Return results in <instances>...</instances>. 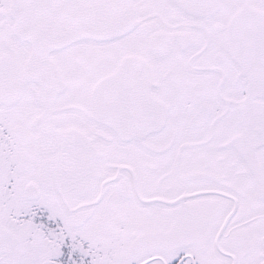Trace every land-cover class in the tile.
I'll list each match as a JSON object with an SVG mask.
<instances>
[{"label": "snow or ice", "instance_id": "snow-or-ice-1", "mask_svg": "<svg viewBox=\"0 0 264 264\" xmlns=\"http://www.w3.org/2000/svg\"><path fill=\"white\" fill-rule=\"evenodd\" d=\"M0 264H264V0H0Z\"/></svg>", "mask_w": 264, "mask_h": 264}]
</instances>
